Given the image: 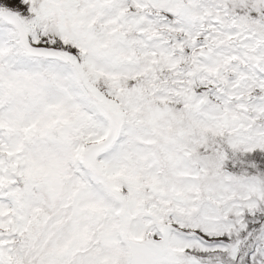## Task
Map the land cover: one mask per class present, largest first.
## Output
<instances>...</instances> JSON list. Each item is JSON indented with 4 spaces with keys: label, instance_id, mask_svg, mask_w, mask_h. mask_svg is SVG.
Segmentation results:
<instances>
[{
    "label": "snow or ice",
    "instance_id": "obj_1",
    "mask_svg": "<svg viewBox=\"0 0 264 264\" xmlns=\"http://www.w3.org/2000/svg\"><path fill=\"white\" fill-rule=\"evenodd\" d=\"M0 264H264V0H0Z\"/></svg>",
    "mask_w": 264,
    "mask_h": 264
}]
</instances>
